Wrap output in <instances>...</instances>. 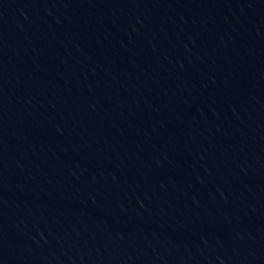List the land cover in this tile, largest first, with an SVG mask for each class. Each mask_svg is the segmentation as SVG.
<instances>
[{
  "label": "water",
  "instance_id": "1",
  "mask_svg": "<svg viewBox=\"0 0 264 264\" xmlns=\"http://www.w3.org/2000/svg\"><path fill=\"white\" fill-rule=\"evenodd\" d=\"M0 264H264V0H0Z\"/></svg>",
  "mask_w": 264,
  "mask_h": 264
}]
</instances>
